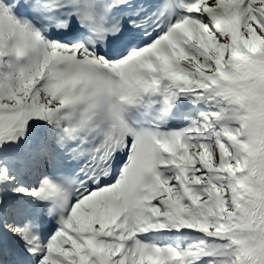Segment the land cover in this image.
Wrapping results in <instances>:
<instances>
[{"label": "snow or ice", "instance_id": "6c2138e0", "mask_svg": "<svg viewBox=\"0 0 264 264\" xmlns=\"http://www.w3.org/2000/svg\"><path fill=\"white\" fill-rule=\"evenodd\" d=\"M0 264H264V0H0Z\"/></svg>", "mask_w": 264, "mask_h": 264}]
</instances>
